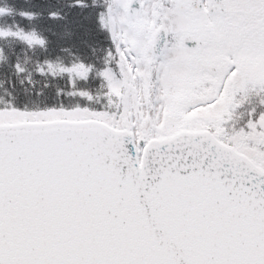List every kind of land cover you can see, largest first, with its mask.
I'll return each instance as SVG.
<instances>
[{
    "label": "snow or ice",
    "instance_id": "1",
    "mask_svg": "<svg viewBox=\"0 0 264 264\" xmlns=\"http://www.w3.org/2000/svg\"><path fill=\"white\" fill-rule=\"evenodd\" d=\"M0 264H264V0H0Z\"/></svg>",
    "mask_w": 264,
    "mask_h": 264
}]
</instances>
